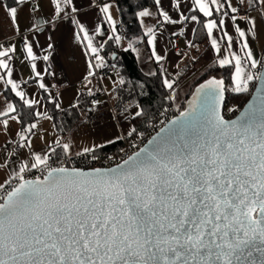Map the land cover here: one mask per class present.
Wrapping results in <instances>:
<instances>
[{"label": "snow or ice", "instance_id": "obj_1", "mask_svg": "<svg viewBox=\"0 0 264 264\" xmlns=\"http://www.w3.org/2000/svg\"><path fill=\"white\" fill-rule=\"evenodd\" d=\"M49 2L59 16L67 14L73 0ZM153 2L164 24L188 19L183 15L179 20L171 19L167 11L160 10L163 0ZM240 2L253 10L258 5L257 15L264 18V0ZM27 3L30 0H13L15 6L0 2V10L14 29L19 25V11ZM191 4L209 18L203 28L212 49L220 53L213 32L223 28L225 21L211 18L225 3L191 0ZM169 6L178 9L180 4L169 0ZM98 7L111 23L110 4ZM228 7L236 13L235 7ZM32 10H36L35 5ZM136 15L145 18L153 13L144 9ZM190 19L197 21V16ZM245 19L255 27L250 14ZM80 30L87 39L83 26ZM235 31L240 38L245 37L239 27ZM96 34H100L99 27ZM144 35L150 37L147 44L153 46V28L148 27ZM224 36L231 48L233 38L227 32ZM115 39L119 42L120 37ZM88 47L95 59L102 61L91 41ZM241 47L246 50L243 59L236 54L230 58L225 55L218 64L221 68L232 65L236 93H248L250 82L257 80L261 95L254 97L236 120H226L221 114L227 91L224 81L210 79L195 90L188 108L169 121L171 127L160 129L147 145L115 167L91 166L85 170L65 166L72 162V145L59 138L54 141L55 147L49 145L43 154L32 152L30 160L20 162L12 177L0 183V264H264V60L254 58L247 41ZM15 51L14 46H0V72L5 74L0 80L6 76L11 92L32 109L38 101L26 98L12 79L9 62ZM24 52L29 61L39 59L27 40ZM151 56L157 63L163 59L154 46ZM48 58L43 56L45 61ZM100 66L89 64L88 75H94L93 67ZM246 67L257 71H246ZM31 68L35 72L36 64ZM35 75L42 79L39 72ZM119 83L123 85L125 81L121 79ZM162 83L171 90L166 100L174 102V81L165 78ZM39 87L46 86L41 82ZM135 108L133 119L142 117L141 107L137 104ZM16 112L9 102L0 117L10 116L17 121V116L11 115ZM0 123L7 128L9 121ZM36 128L37 124L31 123L22 131L31 133ZM18 135L22 141L18 147L31 148V139ZM134 136L141 138L143 134L131 127L117 139ZM111 143L114 141L109 139L82 147L75 156L97 161L106 144ZM57 148L61 152L57 153ZM53 156L59 166H52ZM7 163L5 160L0 167ZM34 170L39 175L27 178Z\"/></svg>", "mask_w": 264, "mask_h": 264}, {"label": "crops", "instance_id": "obj_2", "mask_svg": "<svg viewBox=\"0 0 264 264\" xmlns=\"http://www.w3.org/2000/svg\"><path fill=\"white\" fill-rule=\"evenodd\" d=\"M0 2L5 3L4 0H0ZM176 2L180 4V7L172 9L169 6V0H163V7L160 10L167 11L171 19L179 20L180 15L188 17L186 21H179L176 24H164L162 23L163 18L159 17L156 6L153 10H149L153 13L151 17L139 18L145 32L148 27L153 28L156 36L153 46L157 54L162 56L163 59L157 63L152 58L151 52L153 46L147 44L149 36H147L144 43L134 49L136 63L142 74L150 76L148 73L159 71L162 81L167 78L174 81V85L180 73H182V69L188 66L189 63L191 64L196 56L191 45L197 21H192L190 19L192 15L190 14H200L194 10L191 0H176ZM222 2L225 3V7L216 12L211 18L217 22L220 19L225 21L223 28L214 29L213 32V38L217 40L221 52L217 53L212 49L210 39L208 38L212 51V55H208L209 61L213 59L219 66V59L225 55L230 58L232 54H236L243 59L246 56V50H243L241 45L245 41L249 43V50L253 52L254 58L263 60L264 18L257 15L259 6L257 10H253L247 3H241L240 0H222ZM238 2L242 4L244 13L246 15L250 14L255 27L249 25L246 19H238L235 13L231 12L228 5L230 4L231 7L236 8ZM105 3L110 4L109 14L113 18L111 23L107 21L104 14L99 12V5L93 3L91 0H73V3L66 9L67 14L59 16L55 15L54 6L50 4L49 0H30V3L22 6L19 11V25L17 29H14L10 24L6 13L0 10V46L4 48L14 46L16 49L14 53L10 54L13 56V59L9 62L10 67L13 68L12 79L17 83L18 90L26 93V98L38 101L32 109L23 106L32 112L41 113L40 116H33L34 119L31 123H36L37 128L31 133L22 131L23 128L28 127L31 123L22 127L17 112L11 114L17 116V121H12L10 116L0 117V121L5 119L9 121L7 128L0 123V150H6L8 153L13 154L12 156L14 157L10 159L6 166L0 167L1 174L6 176L1 183L12 177V174L18 170L20 162L30 160L32 152L43 154L45 151H48L49 145L55 147L54 141L57 138L62 143H70L72 145L73 156H75V153L85 146L103 143L109 139L118 142L121 139H117V137L125 134L126 129L136 127V123L133 121V114L136 111L135 106H131L122 114L114 112L109 116L108 123L95 128L88 127L84 119V123L73 133L64 136L57 133L52 119L49 118L47 100L56 104L58 103L60 108L57 109L64 110L72 108L74 105L76 106L81 93L91 96L96 92L97 86L91 80V76L88 75L89 64H92L90 57H95L88 47L89 41H91L92 47L97 49L96 55L98 56H100L102 49L110 40H114L120 51L129 49V44L124 40L120 32V15L117 3L115 1H107ZM33 5L36 6L35 11L32 10ZM61 7H64V5L61 4ZM72 8H75L76 11L73 12ZM225 12L227 13L226 15L224 14ZM233 16H235V21H233ZM208 19L206 18V22ZM81 26H83L85 32L88 34L87 39L84 38V32L80 30ZM97 27L100 28L99 35L96 34ZM237 27L245 31L244 38H240L239 34L235 31ZM113 28H115V31ZM224 32H227L233 38L231 48L228 47V40L224 36ZM116 36L120 37L119 42L116 41ZM25 40L33 47V53L39 59L33 61L26 59L24 52ZM49 45H51V48H49ZM45 55L49 57L47 61L43 60V56ZM99 62L103 65L102 61ZM32 64H36L35 72H39L42 79L36 77L35 72L31 68ZM245 70L256 72V70L247 67ZM233 71L232 67V73ZM60 73L64 75L63 78L57 77ZM3 75L5 74L0 72V76ZM188 76L189 73L185 78L187 79ZM185 78L181 79L175 86L176 96L178 90H182L183 84L186 82ZM6 80V76L3 80H0V111H5L9 102L16 107L10 97L20 101L11 92V86L6 83ZM41 82L45 84V89L39 87V83ZM102 82L110 95V92L117 84L115 73L104 77ZM232 86L234 88L233 83ZM20 102L23 104L22 101ZM91 106L92 102L90 101L89 108ZM18 133L31 139V148H19L16 154L6 148L3 149L9 143L15 146L22 143Z\"/></svg>", "mask_w": 264, "mask_h": 264}, {"label": "trees", "instance_id": "obj_3", "mask_svg": "<svg viewBox=\"0 0 264 264\" xmlns=\"http://www.w3.org/2000/svg\"><path fill=\"white\" fill-rule=\"evenodd\" d=\"M4 2L14 5L13 0H4ZM115 2L120 15V28L122 29L120 32L124 40L129 45L131 44V47H129L128 51H120L114 40H110L102 49L100 56L103 58L102 63L104 66L113 65L116 69L117 84L110 92L114 112L122 114L131 106L138 104L144 112L142 117L133 119L134 123H136L137 131H139L159 109L171 103L175 105V103L166 100L171 90L163 87L161 73L158 71L156 75L150 76L142 74L137 66L134 54V49L144 43L147 38L136 13L144 9L153 10L155 8L153 0H115ZM190 15L197 16V27L191 45L196 56L191 64L189 63L188 66L182 69V73H180L174 85L175 88L179 81L184 79L189 73L187 79L185 78L186 82L183 84V87L188 86L189 90L185 95L186 99L178 107L175 105L176 115L185 110L186 104L191 98V93L198 86L213 79L210 76H213L215 80L224 81V86L227 89L226 104L242 108L250 98L256 80L249 84L248 93H236L231 83L232 66L221 68L213 59L209 61L208 55L212 51L208 43L206 29L203 28L206 18L197 13H191ZM121 79L125 81L123 85L119 83ZM10 98L16 105L21 126L25 127L34 119L33 115H31L33 112L26 109L20 101ZM90 101L92 102V95L81 93L75 107L59 110L55 107V102L47 100L49 116L59 135L71 134L84 123V115H87L90 110ZM120 145L121 141L106 145L102 154L115 151L120 148ZM56 151L59 153L61 149L57 148ZM53 158L57 157L53 156Z\"/></svg>", "mask_w": 264, "mask_h": 264}, {"label": "built area", "instance_id": "obj_4", "mask_svg": "<svg viewBox=\"0 0 264 264\" xmlns=\"http://www.w3.org/2000/svg\"><path fill=\"white\" fill-rule=\"evenodd\" d=\"M93 3L100 5L107 1H115V0H91ZM235 16L238 19H245L246 14L244 13L242 4L238 2L236 6ZM122 29L120 28V31ZM264 54V53H263ZM92 65L100 64L99 61L95 59V57H90ZM102 65V64H101ZM94 75H91V80L96 84L97 90L92 94V106L85 117V124L90 128H95L101 125L108 123V118L110 115L114 113L113 103L110 98L109 93L103 86L102 79L104 77H108L113 75L116 72V69L113 65H102L100 67H93L92 69ZM257 71V70H256ZM58 78H63L64 75L62 73L57 75ZM229 109H235V111H229ZM241 111V108L232 105L225 104L222 115L226 120H233ZM176 116V107L174 104H169L168 106L159 109L155 115L145 124V126L139 130L138 132L142 133L143 136L141 138L132 137L128 139H121L120 148L108 152L103 153L101 158L97 161H84L82 157L73 156L72 162L66 164L67 167H82L87 170V167H101V168H110L115 166L116 164L121 163L124 159H127L129 155H132L139 148L147 145L148 141L162 128L164 127L170 120H172ZM135 144L136 147H132ZM5 148L7 150L12 151L13 153H17L19 150L18 146H15L11 143L6 144ZM111 157V159H109ZM52 166H59V161L57 158H53L51 162ZM35 175H39V172L34 170L33 173L27 174V178H34ZM13 185L15 181H12ZM8 187V185H6Z\"/></svg>", "mask_w": 264, "mask_h": 264}, {"label": "rangeland", "instance_id": "obj_5", "mask_svg": "<svg viewBox=\"0 0 264 264\" xmlns=\"http://www.w3.org/2000/svg\"><path fill=\"white\" fill-rule=\"evenodd\" d=\"M116 73V72H115ZM116 75V74H115ZM117 78V77H116ZM209 78V77H208ZM210 78L215 79L213 76H210ZM182 88V87H181ZM184 89V91L182 92V90ZM182 90H178V94L176 96V99L174 101L175 105L178 107L179 104L184 101L186 98L184 97V95H186L188 93L189 87L188 86H184L182 88ZM193 92L191 93L192 96ZM187 102V101H186ZM5 149V146L4 148ZM10 153H8L6 150H0V165H3L5 163V160H7L8 162L10 161L11 158H14L12 155H9ZM1 171V170H0ZM6 178V176L2 175L0 172V183ZM10 179V178H9Z\"/></svg>", "mask_w": 264, "mask_h": 264}, {"label": "water", "instance_id": "obj_6", "mask_svg": "<svg viewBox=\"0 0 264 264\" xmlns=\"http://www.w3.org/2000/svg\"><path fill=\"white\" fill-rule=\"evenodd\" d=\"M263 60H264V57H263ZM198 87H199V86H198ZM198 87H197V88H198ZM197 88H196V89H197ZM196 89H195V90H196ZM258 89H260V82L256 80V84H255V86H254V89H253V91H252V93H251L250 98H249L248 101L243 105V107L241 108V111H240L239 114L236 116V118H234L233 120H236V119L241 115V113L245 110V108H246L251 102H253V98H254V97H259V96L261 95V93L258 91ZM195 90H194L193 94L195 93ZM193 94H192L191 98L188 100V102L192 99ZM226 100H227V95H226V92H225V103L221 106V114H222L223 108H224V106H225V104H226ZM188 102H187V104H186L185 110L188 108ZM257 102H258V101H257ZM185 110H184V111H185ZM179 114H180V113H179ZM179 114H177L173 119H175L176 117H178ZM173 119H172V120H173ZM170 121H171V120H170ZM169 127H171V125H170L169 122H168V123H167L164 127H162V128L167 129V128H169ZM162 128H161V129H162ZM158 132H160V130H159ZM158 132H157V133H158ZM157 133H156L154 136H156ZM161 135H164V134L161 133ZM154 136H153V137H154ZM151 139H152V138H151ZM150 147H151V146H150ZM113 167H115V166H113ZM105 169H107V168H105Z\"/></svg>", "mask_w": 264, "mask_h": 264}]
</instances>
